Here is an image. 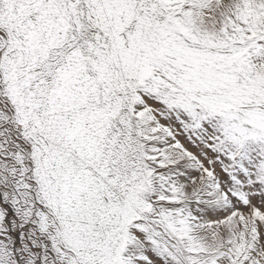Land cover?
Masks as SVG:
<instances>
[{"label": "snow or ice", "instance_id": "1", "mask_svg": "<svg viewBox=\"0 0 264 264\" xmlns=\"http://www.w3.org/2000/svg\"><path fill=\"white\" fill-rule=\"evenodd\" d=\"M0 264H264V0H0Z\"/></svg>", "mask_w": 264, "mask_h": 264}, {"label": "rangeland", "instance_id": "2", "mask_svg": "<svg viewBox=\"0 0 264 264\" xmlns=\"http://www.w3.org/2000/svg\"><path fill=\"white\" fill-rule=\"evenodd\" d=\"M193 151H195V149H192ZM219 170V169H218Z\"/></svg>", "mask_w": 264, "mask_h": 264}]
</instances>
